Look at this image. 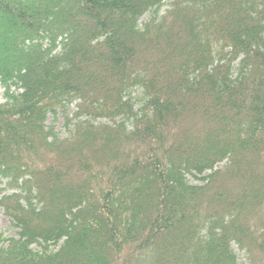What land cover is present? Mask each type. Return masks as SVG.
<instances>
[{
    "label": "trees",
    "instance_id": "16d2710c",
    "mask_svg": "<svg viewBox=\"0 0 264 264\" xmlns=\"http://www.w3.org/2000/svg\"><path fill=\"white\" fill-rule=\"evenodd\" d=\"M0 83V264H264V0H0Z\"/></svg>",
    "mask_w": 264,
    "mask_h": 264
},
{
    "label": "rangeland",
    "instance_id": "374dc122",
    "mask_svg": "<svg viewBox=\"0 0 264 264\" xmlns=\"http://www.w3.org/2000/svg\"><path fill=\"white\" fill-rule=\"evenodd\" d=\"M3 92H4V88L0 83V102L4 101ZM76 110H77L76 103L74 102L72 107H71V110H70V116H73L75 114ZM64 121L65 120H64L63 116L60 114L59 119H58V123H56V126H57V129H58L61 137H68L69 131L65 128ZM96 122L97 123H112L110 120H108L106 118H100ZM49 124H53L52 118H50ZM223 164L224 163H220L219 166H223ZM1 230H5L8 235H14L15 234V230L12 228L8 217L3 213L2 208H0V231ZM235 248L241 257L240 258V264H248L247 259L245 257V251L240 252L239 251L240 249L238 248L237 245H235Z\"/></svg>",
    "mask_w": 264,
    "mask_h": 264
}]
</instances>
